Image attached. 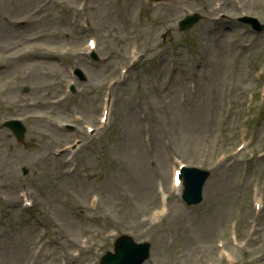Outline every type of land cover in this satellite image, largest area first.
Returning a JSON list of instances; mask_svg holds the SVG:
<instances>
[{
    "label": "rangeland",
    "instance_id": "obj_1",
    "mask_svg": "<svg viewBox=\"0 0 264 264\" xmlns=\"http://www.w3.org/2000/svg\"><path fill=\"white\" fill-rule=\"evenodd\" d=\"M252 1L256 0H242L244 10H251ZM195 6H197L196 3L190 0H178L179 9ZM108 11L101 10L100 12L99 9H88L94 20L100 23L103 14L107 18L102 21L108 22ZM260 41L262 39L258 40L257 43ZM11 62L9 61V64ZM13 65H18V63ZM208 75L212 76L210 80L208 82H196L193 91L166 90V93L160 96V105L155 110L150 109L136 97L130 96L121 88L116 87L114 107L124 114V135L111 144L96 146L97 150L108 147V156H102L103 166L93 160V154L85 153L84 158H89V162L83 165L85 168L83 176L77 178L79 181L90 178V181L96 182L100 202L97 210H95L94 230L98 231L100 227L105 225L120 230L118 222H124L128 223L136 234H139L136 235L139 239L155 233L157 264H166L167 262L168 264H179L178 260L175 261L173 258L166 261L165 252L169 254V250L165 249V240L168 237L176 239L173 254L177 256L180 253L185 254L182 256L186 257L184 264H201L196 258H192L190 249L200 243H202L201 245L206 244L204 241L208 239V243H212L213 237L207 234L204 235V232L215 227L214 220L218 217L216 209L214 214L209 211L206 212L208 205H210L208 202L212 200V196L207 193V203L202 205L201 211H198L197 208H185L175 212L173 208L172 215L161 226L154 225L152 210L154 208L153 200L156 194V184L158 177L162 180L166 179L173 153L195 157L201 163L216 166L212 180L215 182V190L223 192V195L213 201L214 204H217L219 211L223 212V217L224 211L227 212L226 218L222 219V230L225 228L227 216L233 203L235 200H239V192L243 189V185L237 179L238 168H232L229 163H216L217 149L221 148L225 141H227L228 147L233 143L240 115L239 108L235 106L240 101L239 96L223 91L229 89L232 92H238L242 89V83L239 79H230L225 83L214 85L217 77L213 76L214 72H208ZM88 88L96 89L93 86ZM184 93L202 97V107L189 112L204 117L205 120L196 123L188 121L184 129L179 130L181 115L176 110V102L168 105L167 102ZM149 94L153 93L150 92ZM209 101L216 103L217 107L211 109ZM57 109L61 111L60 108ZM256 134H258V130ZM189 138H193L192 143L180 144V142L187 141ZM256 138L258 139V136ZM98 153L100 152L98 151ZM44 168L46 167L41 166V170H44ZM142 171H145L142 177L145 176L146 178L143 181L139 180ZM57 182L58 186L52 188L51 176L42 178V185L46 188L47 200L50 201L53 207L52 211L55 215L61 216L58 218H61L64 235L69 234L73 237L82 234L88 235L85 228L77 226L80 224L77 218H68V213L61 211L65 208L62 205L72 199L65 191V186H71L75 183V179L70 175H62ZM123 189L125 193L122 196ZM77 192L79 193V191ZM107 196L109 200L106 199ZM245 198L242 196V201L245 202ZM51 217L53 216L50 214L46 217L47 223L44 230L47 232H53L50 227ZM142 222L146 233H143ZM158 233H161L159 235L160 240ZM36 235L37 233H32L31 237L24 239L25 242L22 244L19 241L16 242L17 246H22L25 256L30 251V245L26 243L32 242V238H35ZM182 237L186 239L187 244L181 249L179 247L185 245ZM51 249H55V247H51ZM95 255L91 237L86 241V247L82 251V259H92ZM40 259L37 264L41 263L42 258Z\"/></svg>",
    "mask_w": 264,
    "mask_h": 264
}]
</instances>
